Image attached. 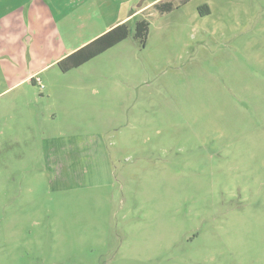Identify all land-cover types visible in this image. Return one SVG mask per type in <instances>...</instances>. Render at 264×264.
Segmentation results:
<instances>
[{"label": "rangeland", "instance_id": "obj_1", "mask_svg": "<svg viewBox=\"0 0 264 264\" xmlns=\"http://www.w3.org/2000/svg\"><path fill=\"white\" fill-rule=\"evenodd\" d=\"M145 4L67 72L0 17V264H264V0Z\"/></svg>", "mask_w": 264, "mask_h": 264}, {"label": "crops", "instance_id": "obj_2", "mask_svg": "<svg viewBox=\"0 0 264 264\" xmlns=\"http://www.w3.org/2000/svg\"><path fill=\"white\" fill-rule=\"evenodd\" d=\"M71 1L0 0V17H3L8 23H16V27L19 26L18 28L22 35L32 34L29 37L30 39L33 36L36 37L46 34L48 41L51 43L55 41L64 43V40H66V43H70L69 40H79L75 45L68 46L65 49L60 56L62 58L116 24L139 15L147 10L146 6L149 4L140 5L136 9L131 8V10L123 11L125 7L129 6L131 0H93L94 4L91 6L93 12L88 14V12L81 11V3L79 6H73ZM7 17L13 20V22H9ZM92 18H97L98 26L95 32L88 33L85 30L86 24ZM82 31L83 33H80ZM39 70L41 68L33 72L32 75L38 73Z\"/></svg>", "mask_w": 264, "mask_h": 264}, {"label": "trees", "instance_id": "obj_3", "mask_svg": "<svg viewBox=\"0 0 264 264\" xmlns=\"http://www.w3.org/2000/svg\"><path fill=\"white\" fill-rule=\"evenodd\" d=\"M187 1L188 0H182L183 3ZM167 10H170V7H168ZM200 10L202 14L210 12L208 6H205ZM149 25L150 23L146 18L138 19L135 23L134 36L139 38L143 45L146 43L149 33ZM131 32L130 20L120 22L60 59L58 61V65L63 72H67L75 67L81 66L95 56L125 40ZM32 80L36 82V79L34 80L33 78Z\"/></svg>", "mask_w": 264, "mask_h": 264}, {"label": "built area", "instance_id": "obj_4", "mask_svg": "<svg viewBox=\"0 0 264 264\" xmlns=\"http://www.w3.org/2000/svg\"><path fill=\"white\" fill-rule=\"evenodd\" d=\"M37 81H38L39 83H41V79L38 78Z\"/></svg>", "mask_w": 264, "mask_h": 264}]
</instances>
